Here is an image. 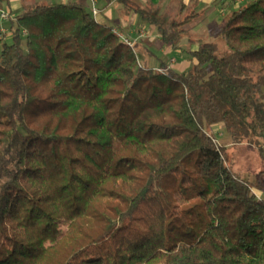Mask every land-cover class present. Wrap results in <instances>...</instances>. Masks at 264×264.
I'll list each match as a JSON object with an SVG mask.
<instances>
[{
	"label": "trees",
	"instance_id": "obj_1",
	"mask_svg": "<svg viewBox=\"0 0 264 264\" xmlns=\"http://www.w3.org/2000/svg\"><path fill=\"white\" fill-rule=\"evenodd\" d=\"M121 1L174 48L199 16ZM11 30L0 264H264V170L245 180L207 130L264 159V0L230 8L224 51L189 39L184 72L145 63L82 0L27 3Z\"/></svg>",
	"mask_w": 264,
	"mask_h": 264
},
{
	"label": "crops",
	"instance_id": "obj_2",
	"mask_svg": "<svg viewBox=\"0 0 264 264\" xmlns=\"http://www.w3.org/2000/svg\"><path fill=\"white\" fill-rule=\"evenodd\" d=\"M79 0H8L9 4L4 5L0 10V39L6 40L12 37L11 20L24 9V5L31 2H45L50 4L68 3ZM81 1V0H80ZM92 3L91 0H82ZM134 3L144 5L148 0H131ZM159 4L161 9L170 10L175 4H183L184 9H191L202 5L205 0H152ZM207 1V0H206ZM211 4L217 0H208ZM98 9L97 18L105 23L111 24L133 44L136 45L142 60L155 68H159L164 62L172 69L184 72L188 71L193 61L189 60V51L185 46L176 49L163 43L158 30L145 23L134 11L127 13L125 5L121 0H95ZM10 14L9 19L1 16L2 12ZM213 21H210L211 23ZM215 23V22H213ZM160 64V65H159Z\"/></svg>",
	"mask_w": 264,
	"mask_h": 264
},
{
	"label": "rangeland",
	"instance_id": "obj_3",
	"mask_svg": "<svg viewBox=\"0 0 264 264\" xmlns=\"http://www.w3.org/2000/svg\"><path fill=\"white\" fill-rule=\"evenodd\" d=\"M244 1L245 0H217L215 3L211 4L208 0H205L202 5L193 9L188 7L185 10H183V4L174 3V7L170 9V12L176 16L183 12L181 17H184L185 15L191 14L193 10L199 13V16L190 25V27H192L191 32L183 38L182 42L175 50L185 46L186 43L188 45L189 39H197L199 42H217L221 50L224 51L226 49V43L220 32V26H222L224 17L228 14L230 8H237L239 4ZM210 21L215 23H209ZM6 40L7 42H11L12 38L8 37ZM196 47L197 46H194L193 48ZM189 60L193 62L188 70H190L196 62V59L192 55H189ZM207 130L217 142L225 148L227 160L232 164L234 171L241 173L245 180L254 181V174L264 170V159L259 155L254 145L244 143L233 146L231 135L222 123L213 125L207 128ZM257 193L261 196L260 191H257ZM60 226L63 230L66 229L65 223H61Z\"/></svg>",
	"mask_w": 264,
	"mask_h": 264
},
{
	"label": "built area",
	"instance_id": "obj_4",
	"mask_svg": "<svg viewBox=\"0 0 264 264\" xmlns=\"http://www.w3.org/2000/svg\"><path fill=\"white\" fill-rule=\"evenodd\" d=\"M91 4H92V11H93V14H94V16L95 17H97V15H98V9H97V7H96V3H95V0H91ZM1 16L3 17V18H5V19H9L10 18V14L9 13H7V12H2L1 13ZM122 39L124 40V41H126L127 43H129L130 45H133V43L130 41V40H128V39H126L125 37H122Z\"/></svg>",
	"mask_w": 264,
	"mask_h": 264
}]
</instances>
